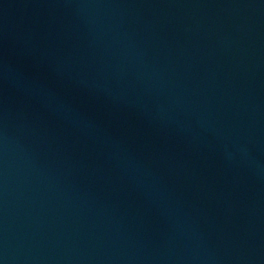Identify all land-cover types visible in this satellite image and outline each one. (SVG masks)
I'll use <instances>...</instances> for the list:
<instances>
[{
    "label": "water",
    "instance_id": "95a60500",
    "mask_svg": "<svg viewBox=\"0 0 264 264\" xmlns=\"http://www.w3.org/2000/svg\"><path fill=\"white\" fill-rule=\"evenodd\" d=\"M0 264H264V0H0Z\"/></svg>",
    "mask_w": 264,
    "mask_h": 264
}]
</instances>
